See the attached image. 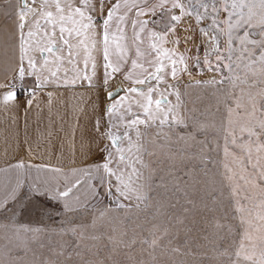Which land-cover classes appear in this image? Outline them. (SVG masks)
<instances>
[{
    "label": "snow or ice",
    "instance_id": "6c2138e0",
    "mask_svg": "<svg viewBox=\"0 0 264 264\" xmlns=\"http://www.w3.org/2000/svg\"><path fill=\"white\" fill-rule=\"evenodd\" d=\"M16 16L19 54L9 82L0 83V108L23 105L27 111L49 85L87 82L98 93L94 130L103 145L96 162L67 174L23 161L9 165L18 175L0 195V212L14 217L15 206L26 202L22 210L45 213L51 205L64 220L53 229L10 218L0 223V239L27 252L32 245L43 249L55 233L61 241L58 251L50 249L55 258L34 252L30 264H67L59 259L66 247L79 264H106L96 256L100 248L114 253L136 244L146 258L130 257L132 264H157L162 241L171 245L170 231L186 228L192 209L180 205L182 216L169 215L177 205L153 200L151 185L145 191L139 183L148 167L141 126L145 132L155 126L150 154L159 150L164 158L162 185L170 180L174 194L186 192L189 181L200 186L202 236L210 246L204 258L209 264H264V0H19ZM184 76L185 87L201 89L206 100L190 124L179 114L176 85ZM33 167L57 175L32 178ZM189 167L199 174L185 171V180L179 172ZM113 179L114 207L94 212L90 222L70 218L80 207L74 190L87 183L93 198L99 189L112 196ZM133 200L134 208L123 202ZM141 205L153 210L151 219L140 220ZM120 210L122 216L113 215Z\"/></svg>",
    "mask_w": 264,
    "mask_h": 264
},
{
    "label": "crops",
    "instance_id": "0c3cea01",
    "mask_svg": "<svg viewBox=\"0 0 264 264\" xmlns=\"http://www.w3.org/2000/svg\"><path fill=\"white\" fill-rule=\"evenodd\" d=\"M18 4L19 0H0V83L9 82L13 74V64L19 54L16 30ZM128 34L131 36L130 28ZM181 48H184L183 44ZM97 73L100 74L99 65ZM188 79L184 76L183 80L176 85L180 92L179 114L187 120L189 88L185 85ZM31 82L29 78L27 83L31 85ZM49 92L52 94L51 100L48 97ZM97 96L96 90L88 89L87 82H77L75 86L69 87L49 85L44 91L37 93L36 101L27 111L23 105L18 109L0 108V170L7 169V171H0V195L4 194L6 188L15 181L18 175L16 169L9 167L16 162L23 161L26 165L30 163L34 166L45 165L48 168H60L65 174L73 168L86 167L96 162L100 156L98 146L103 145L94 130L93 105L97 102ZM168 100L172 104L177 103L174 95L168 96ZM154 127L145 132L144 126H141V131L144 133L142 143L148 149L142 154V158L148 167L141 169L143 176L139 183L144 185L145 191L151 185V191L148 193L151 198L153 161L158 158L162 159L159 150H156L155 155L150 154L153 151L150 140L155 136ZM178 131H188V128H181ZM150 169L151 176H149ZM37 175L41 178H50L57 174L48 171L47 168L37 173L33 167L31 169L32 178H36ZM93 183L98 185L99 181L95 180ZM115 184L116 181L113 179L112 196L104 195V189H99L101 195L95 198L92 197L87 183L79 186L73 191L72 197L80 198V207L69 215L79 213L99 200H105L106 197L113 201ZM123 202L134 208V200ZM141 210H145L143 205H141ZM58 213L64 215L62 211Z\"/></svg>",
    "mask_w": 264,
    "mask_h": 264
},
{
    "label": "rangeland",
    "instance_id": "374dc122",
    "mask_svg": "<svg viewBox=\"0 0 264 264\" xmlns=\"http://www.w3.org/2000/svg\"><path fill=\"white\" fill-rule=\"evenodd\" d=\"M205 77H197V79H203ZM204 93L201 89L192 86L189 87L187 93V110H188V122L197 118L200 112L203 110L205 105ZM190 130V128H188ZM159 155V154H157ZM162 159H154L153 168H152V199L153 200H170L172 204L177 205L175 208L168 210L169 215L177 214L183 215L182 208L180 205H184L192 209L190 215L184 219L185 227H181L177 230H172L169 233V236L172 240L171 245H168V240H164L161 243V247L157 250L156 261L157 264H209V261L204 258V253L206 251L210 252V246L208 242L203 239L202 228L204 226V217L202 215V210L199 205L200 193L198 191L199 185H193L190 181L186 192L181 190L175 194L171 191V181L167 182V185H162L161 177H167L168 172L162 171L161 169L165 168V163ZM185 171H192L194 174H199V169H184L179 172V175L187 180V177H184ZM167 187V191H166ZM183 187V186H182ZM104 201V202H103ZM24 203L17 204L16 214L13 217L11 212H0V223L7 224L11 222L20 225H32V226H43L47 225L50 228H58L61 222L64 220V215L58 212H53L52 207L48 206L45 213H40L36 210L23 209ZM195 205V207L193 206ZM113 201L106 197L105 200H99L96 204L88 207L87 209L69 215L70 218L76 222H90L94 212L103 210L107 207H114ZM13 206L9 205L11 209ZM152 209L141 210L140 220L143 221L145 218H152ZM116 216H122L123 210L113 213ZM131 219L135 220L133 215ZM159 221L167 223L166 217H160ZM131 235V233H129ZM146 235V233H145ZM60 238L55 234L51 233L49 238L45 239V247L43 249H37L35 245L30 246V250L27 252L18 249L15 246L9 245L8 241L5 239H0V260L4 261V264H30L33 259V253L42 258H55L52 250H59ZM172 248H179V252H172ZM10 249V251H9ZM96 256L104 259L107 258L106 264H112V261L115 260L117 264H132V260L139 259L146 254L141 253V246L136 244L132 249L121 248L114 253H109L106 248H100L96 252ZM132 258L130 260L129 258ZM60 261H67V264H79V258L76 257L73 253L71 247L65 248V254L59 257Z\"/></svg>",
    "mask_w": 264,
    "mask_h": 264
}]
</instances>
